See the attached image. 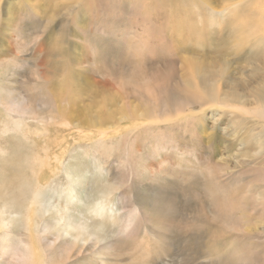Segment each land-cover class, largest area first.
<instances>
[{
	"label": "rangeland",
	"instance_id": "rangeland-1",
	"mask_svg": "<svg viewBox=\"0 0 264 264\" xmlns=\"http://www.w3.org/2000/svg\"><path fill=\"white\" fill-rule=\"evenodd\" d=\"M202 1L0 0V101L7 93L11 99L24 98L34 108L31 119L19 132L9 131L8 123L4 135L2 129L8 119L0 106V152L6 150L8 159H27L41 156L44 147H69L67 165L80 164L82 168L87 160L80 158V152L73 148L79 140L73 129L58 123L60 116L55 104L66 108L67 103V111L80 120L79 124L94 118L103 110L99 104L109 106L113 96L122 92L121 81H126L132 68L144 58L139 49L145 51L146 41L160 45L161 33L171 48L165 53L158 51L161 59H145L140 70L143 76L155 71L157 78L168 73L184 81L185 76L199 74L202 80L217 76L218 65H222V80L227 84L237 83L239 91L246 93L254 86L260 85L262 89L264 70L255 68L254 61L258 65L261 61L252 52L264 50L261 45H254L251 32L254 22H258L254 10L264 0H212L216 2L213 10L198 11ZM222 6L227 9L223 11ZM190 59L196 64L191 66ZM49 94L53 96L52 109L37 106L38 100ZM74 118L70 119L75 121ZM39 119L42 121L38 122ZM199 119L193 127L194 135L186 132L190 136L179 138L180 142L194 145L200 141L198 154L207 153L208 141L212 142V149L226 148L222 157L212 156L223 172L231 168L247 170L255 165L264 167V158L248 165L238 162L243 158H260L251 154L264 134V120L217 107L207 109ZM31 163L32 160L27 162V179L35 184L39 171L32 169ZM61 172L62 168L55 170ZM237 177L233 183L218 184L213 196L202 185L191 184L192 179L178 177L173 181L174 187L164 189L173 205L168 213L161 212L164 220L159 231L153 234L147 230L134 240L122 242L116 254L105 257L104 264H237L241 244L245 246L255 239L256 233H264V212L252 207L243 212L220 207L225 192L239 199L246 193L247 173ZM43 178L49 175L45 173ZM54 180L58 176L50 179ZM250 189L258 191L254 184ZM235 220L253 234L249 241H227V223L233 224ZM212 234L216 238L210 244ZM155 237L158 240L154 248L149 255L143 254L148 240ZM80 264L92 263L85 256Z\"/></svg>",
	"mask_w": 264,
	"mask_h": 264
},
{
	"label": "bare ground",
	"instance_id": "bare-ground-1",
	"mask_svg": "<svg viewBox=\"0 0 264 264\" xmlns=\"http://www.w3.org/2000/svg\"><path fill=\"white\" fill-rule=\"evenodd\" d=\"M262 3L254 10L258 22H254L251 36L254 45L259 44L264 50ZM202 4L198 11L213 10L216 2L203 0ZM161 35L158 46L142 39L145 51L140 48L139 53H143L144 58L132 68L126 81H121L122 92L113 96L110 105H98L103 110L98 108L100 112L94 118L79 124L80 120L67 111V103L66 108L55 104L60 116L58 123L73 129L74 137L79 140L73 148L80 152V158L87 160L82 168L80 164L67 165L65 156L69 147H44L41 156L27 159H8L6 150L0 152V264H80L81 257L85 256L92 264H104L105 257L116 254L122 242L134 240L147 230L153 234L159 231L164 220L161 212L168 213L173 205L164 189L174 187L173 181L181 176L192 179L191 184L202 185V189L213 196L218 184L233 183L237 176L247 173L246 193L239 199L225 192L220 207H233L242 212L252 207L254 211L264 212L263 166H250L247 170L228 168V172H223L212 156L222 157L226 148L212 149V142L208 141L207 153L198 154L200 141H195L198 145H188L179 139L194 135L201 114L211 107L264 120V95L261 94L264 86L247 89L248 93L239 91L237 83L227 84L222 80L225 73L222 65H218L217 76L202 80L195 69L196 75L185 76L184 81L168 73L157 78L153 75L155 71L143 76L140 70L144 60L161 59L163 56L158 51L165 53L171 48L165 43V35ZM141 38L139 36V40ZM254 51L252 55L261 61L260 66L254 61L255 68L262 71L264 51ZM188 63L192 66L196 61L190 59ZM6 94L0 101L8 119L2 129L4 135L8 123L9 131L19 132L34 111L24 98L11 99ZM249 96L256 101L249 100ZM37 106L52 109L53 96L49 94L39 99ZM258 142L251 156L260 158H243L238 162L248 165L261 161L264 134ZM29 160H32V169L39 171L35 184L28 180ZM60 168L62 172L55 173ZM45 173L49 178H43ZM55 176L58 180L51 182ZM251 184L256 185L258 191H251ZM186 195L187 192L185 198ZM251 236L253 234L245 231L238 220L227 223V241L238 238L247 242ZM255 236L245 246L241 244L237 264H264V233ZM213 237L216 238L212 234L210 244ZM150 240L143 254L149 255L158 238Z\"/></svg>",
	"mask_w": 264,
	"mask_h": 264
}]
</instances>
